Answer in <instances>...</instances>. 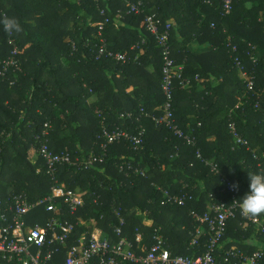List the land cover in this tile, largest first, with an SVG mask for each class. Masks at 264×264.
<instances>
[{"label": "trees", "instance_id": "obj_1", "mask_svg": "<svg viewBox=\"0 0 264 264\" xmlns=\"http://www.w3.org/2000/svg\"><path fill=\"white\" fill-rule=\"evenodd\" d=\"M139 1L145 11L140 15L127 14L129 6L124 0H0V21L11 17L21 25V31L9 33L0 23V69L12 51L9 40L14 39L22 70L11 69L0 82V198L25 194L31 202H38L51 194L56 183L64 184L68 190L85 194V205L74 215L59 200L64 220L75 225L69 245L84 236L90 240L96 230L117 242L118 211L125 221L126 239L134 242L140 233L142 243L150 247L155 229H161L173 257H197L204 253L208 236L199 240V246L190 245L192 233L200 226L191 213L208 211L210 195L223 188L219 175L197 157V151L205 161L219 166L235 184L239 198L248 190V173L261 172L254 153L264 167V0H232L228 15L223 11L225 0H131ZM101 10L106 16H101ZM147 15L157 16L163 25L172 23V56L184 66L183 78L191 80L186 89L181 80H175L173 110L179 127L197 140L196 147L143 118L146 132L140 150L134 151L125 142L111 145L103 161L89 168L59 167L55 182L37 152L36 138L46 124L51 126L53 151H69L73 161H85L101 153L102 120L97 110L104 113L109 130L120 128L132 134L138 132L139 123L122 114L138 116L144 108L155 117L163 115V62L156 38L146 28ZM105 18L110 19L103 32L107 45L113 52L128 53L127 63L106 57L97 60L96 24ZM229 37L238 47L236 55L245 71L255 77L254 92H248L229 54ZM195 40L210 44L209 52L196 55L190 45ZM251 46L256 47V61L249 56ZM214 78L219 80L216 86ZM199 85L205 90L197 96ZM2 88L18 99L11 108L4 106ZM92 98L95 102L87 105ZM188 115L196 118L188 121ZM231 121L253 151L234 148ZM28 122L32 123L29 127ZM211 137L215 141H209ZM128 164L147 176L121 171ZM7 173L11 179L5 182ZM166 191L191 195L192 200L185 206L162 205ZM50 217L44 207H38L28 224L44 225ZM255 218L264 223V215ZM244 223L241 214L228 223L217 249L218 263L228 264L225 255L232 247L247 254L264 249L250 246L253 235L264 243L259 225Z\"/></svg>", "mask_w": 264, "mask_h": 264}, {"label": "built area", "instance_id": "obj_2", "mask_svg": "<svg viewBox=\"0 0 264 264\" xmlns=\"http://www.w3.org/2000/svg\"><path fill=\"white\" fill-rule=\"evenodd\" d=\"M129 6L127 14H144L143 3H132L131 0H124ZM233 7L232 0H225L223 11L225 14H230ZM101 16H106V11H100ZM5 17V15L3 14ZM121 15V19H122ZM110 19L105 18V21L96 24L98 27V43L95 44L97 60L106 57L118 63H127L129 61L128 53L113 52L109 49L107 41L104 37V27ZM148 32L156 38L157 45L161 51L162 57V90L165 96L163 106V115L155 117L152 114L146 113L144 108L140 109V114L135 116L133 113H124L122 118L136 121L139 123L138 132L132 134L128 130L115 128L109 130L106 126L105 115L102 111L97 110L98 117L101 118V134L98 136V145L101 150L99 155H91L85 161L79 159L73 161L69 151L56 153L50 146V131L51 126L46 124V128L41 135L36 138L38 144L37 152L45 162L46 173L55 181L57 170L61 166H84L89 168L97 162H102L107 154L108 147L114 144L127 143L131 145L134 151L140 150L144 144L145 128L142 124L143 118L152 119L157 126L166 127L175 137L181 138L188 146L196 147L197 140L191 133H185L177 124L173 110V87L175 80H181V86L188 88L191 86L190 79L183 78L184 68L179 66L172 56V48L170 44V32L172 23L163 25L160 19L155 15H147L145 19ZM215 27V24H212ZM144 43V42H143ZM12 47L11 54L7 60L2 63L0 69V82L6 78L7 73L11 69L21 71V64L17 57L19 54L18 46L14 39L9 40ZM90 45V44H88ZM227 47L229 54L239 70L241 78L246 84L248 92L255 90V77L248 74L243 66L241 59L236 55L238 47L228 38ZM74 50L75 45L73 44ZM138 48L135 46L133 49ZM255 46H251L249 56L254 61ZM198 78V77H197ZM258 108V104L256 105ZM229 131L232 135L234 148L246 147L251 150L250 143L239 133L236 123L231 121ZM3 137V136H2ZM233 148V149H234ZM255 152V151H254ZM197 157L211 166L213 172L219 175L223 188L218 192L210 195V206L204 214H198L192 211V217L199 223L200 226L195 228L192 233L191 246H199V240L203 236H208L205 245V251L197 257L190 256H175L166 248V240L161 234V229H155L154 242L150 247L142 243V235L139 233L135 241H130L123 237L124 219L120 212L116 211V216L120 220L119 226L115 228V234L119 238L117 242L111 241L109 238L102 237L100 230H96L90 240H86L85 236L80 238L77 243L69 245L72 238L75 225L64 220V210L59 203L63 199L67 205L69 213L74 215L80 208L85 205L84 193L68 190L64 184L52 188L51 194L38 202H31L25 194L11 193L8 198H0V264H220L216 259L217 249L222 241L228 228V223L234 220L240 214L238 195L235 184L223 174L219 166L205 161L199 150ZM254 159L259 162L260 171L264 172L263 164L260 157L254 153ZM126 170V171H125ZM132 173L146 177V173L140 168L131 165H122L121 171ZM0 171V181H1ZM56 182V181H55ZM166 200L162 205H179L185 206L186 203L192 200V196L173 195L169 192H164ZM230 196V200L226 197ZM96 202V201H95ZM63 203V202H62ZM38 207H44L46 212L52 214L44 225L37 224L31 226L28 224V218L32 211ZM245 226L258 224L261 228V234H264V223L258 218H245ZM66 250V251H64ZM59 259L62 262L59 263ZM264 260V249H259L252 254H247L237 247L230 248L225 255V263L228 264H260Z\"/></svg>", "mask_w": 264, "mask_h": 264}, {"label": "clouds", "instance_id": "obj_3", "mask_svg": "<svg viewBox=\"0 0 264 264\" xmlns=\"http://www.w3.org/2000/svg\"><path fill=\"white\" fill-rule=\"evenodd\" d=\"M0 23L6 32L21 31V25L15 18H4ZM248 181V190L237 202L243 217L255 218L264 215V172L248 173Z\"/></svg>", "mask_w": 264, "mask_h": 264}, {"label": "crops", "instance_id": "obj_4", "mask_svg": "<svg viewBox=\"0 0 264 264\" xmlns=\"http://www.w3.org/2000/svg\"><path fill=\"white\" fill-rule=\"evenodd\" d=\"M173 24L176 25L175 22H173ZM179 39L181 40L182 37L180 36ZM190 45H191L192 49L194 50V53L196 55H198V56H202L203 54L208 53L209 50L211 49V45L210 44H208L206 42L205 43H200L198 40H195ZM179 66H182L184 68L183 65H179ZM149 70L152 71V68L149 67ZM16 78H18V77H16ZM218 83H219V80L218 79L214 78L212 80L213 86H216ZM33 90L34 89H31L30 95L32 94ZM204 90H205V86L204 85H199L198 90L196 92V94H198L197 96H199ZM2 95H3V103H4V106L6 108H11L13 102H16L18 100L16 97H9L8 96V92L4 88H2ZM93 102H95V99L92 98V99H90V100L87 101V105H91ZM18 106L20 108V105H18ZM18 106H15L14 107V111H16V109L18 108ZM21 107L23 108V106H21ZM24 114L25 113L22 112V117L24 116ZM195 118L196 117L194 115H188L187 120L188 121H193ZM31 124H32L31 122H28L27 123V126L29 127ZM188 126H190V124ZM18 131H19V129H18ZM11 132H13V129L11 130ZM11 132L8 133V134L10 135ZM215 139H216V137H211V138H209V141L213 142V141H215ZM250 246H258L259 248H264V243L258 242L257 240H253L252 242L250 241Z\"/></svg>", "mask_w": 264, "mask_h": 264}, {"label": "rangeland", "instance_id": "obj_5", "mask_svg": "<svg viewBox=\"0 0 264 264\" xmlns=\"http://www.w3.org/2000/svg\"><path fill=\"white\" fill-rule=\"evenodd\" d=\"M34 157V156H33ZM36 161V157H35V159H34V162ZM6 179L4 180L5 182H7V181H10V179H11V176H10V174H8L7 173V176L5 177ZM149 225H152V223H149ZM163 229L165 228V226H161ZM251 239L252 240H254V239H257L256 238V235H253L252 237H251Z\"/></svg>", "mask_w": 264, "mask_h": 264}]
</instances>
